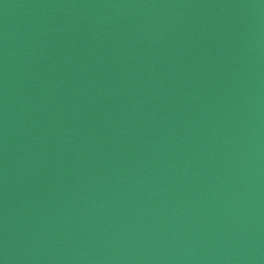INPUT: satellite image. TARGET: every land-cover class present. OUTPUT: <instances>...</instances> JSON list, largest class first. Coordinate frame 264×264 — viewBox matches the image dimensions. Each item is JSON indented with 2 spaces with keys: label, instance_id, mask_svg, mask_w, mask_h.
<instances>
[{
  "label": "water",
  "instance_id": "1",
  "mask_svg": "<svg viewBox=\"0 0 264 264\" xmlns=\"http://www.w3.org/2000/svg\"><path fill=\"white\" fill-rule=\"evenodd\" d=\"M0 264H264V0H0Z\"/></svg>",
  "mask_w": 264,
  "mask_h": 264
}]
</instances>
